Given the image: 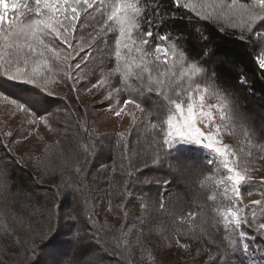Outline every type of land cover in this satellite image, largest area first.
Returning <instances> with one entry per match:
<instances>
[{
	"label": "rangeland",
	"instance_id": "374dc122",
	"mask_svg": "<svg viewBox=\"0 0 264 264\" xmlns=\"http://www.w3.org/2000/svg\"><path fill=\"white\" fill-rule=\"evenodd\" d=\"M184 1L190 4L189 8L192 9V6H194L196 8V12L200 11L202 15L201 17L212 13L211 18L208 19L217 23V25H220L222 28L232 30L244 37L246 36V40H248L257 48V62L258 58L264 57V27H258L257 25L260 24L258 21L257 25H253V30L248 31L244 26V18L234 13L227 7V5L231 4V0ZM112 2H114V0H112ZM25 3L34 9L35 0H20V11L26 10L24 8ZM242 3L255 5L256 0H237L238 5ZM83 7L86 6H78V10ZM107 10L108 12H104L103 14L97 13L92 9H88L87 12L81 11V17L77 23L76 29L74 31L70 30L71 42L74 46H76L80 58L77 62H74V59H71V63L67 60V63L69 62V64L72 65V77H78L83 83L86 81L85 78H87L90 68L86 64L87 61L83 63L81 62V57L88 55L89 59V54L94 53L93 50H88L87 47L91 45L95 35H97L98 39H101L102 33L99 32H102L104 28V20L106 19L107 14L111 11L110 7ZM16 14L17 13L15 11L9 12L10 17H14ZM21 18L29 19L31 18V14L26 10L23 17ZM91 21L93 23H97L94 26H91V31L94 34L83 32V29L87 25H90ZM109 24L115 29L116 25L113 22H109ZM257 33H259V35H257ZM117 38L118 36L114 38V45ZM63 46H66V48H58L61 58L62 55L65 54V50H71L67 45ZM154 46L155 43L150 42V45L146 46V51L154 53ZM80 49H83V51H80ZM123 51L131 57L136 58L138 61V54L135 51H133L131 54L125 51V49H123ZM104 54L105 50L101 45L98 47L97 62L95 66H97L99 63H102V57ZM160 55L161 61H155L154 56H152V58L150 57V59H153L154 61V63L149 66L152 69L153 79H164V77L160 76V73L175 71L176 76L171 78L172 89L168 91V94L173 98H176L175 91L177 90V87L188 88L189 82L187 78L182 81L180 80L181 69L179 68V62L177 63L175 69H171V57H169L168 63H164L163 54ZM73 56L76 58V53H73ZM29 59L31 61L33 57H30ZM35 59L39 60L40 58L35 57ZM76 63H81V69L78 71L74 68ZM67 70V64H63L61 60L57 61L55 59H50V63L47 66L40 67L41 73L46 75L50 80L55 81V83L52 84V88L54 90L53 94L47 96V99L51 100L52 104H54L53 106L57 105V98L63 99L65 101L70 100V95L67 93V88L65 87L68 84L60 81V76H58L59 73L62 72L67 75ZM145 75H147V73H144L142 81L133 77L132 82L141 86H147L148 76L144 77ZM212 79H208L205 76L196 77L193 80V85L195 83H199L201 88L209 86V91L211 92L213 90V81H215ZM0 83H3L2 89L6 91L7 88V90L10 93H14L16 97L27 95L29 91L27 84H22L19 82H15L19 83L17 85L7 82ZM243 83L245 84V82ZM28 86L33 87L31 85ZM105 86L107 88L106 93H103L105 89L104 86L100 87L103 88L101 91H98L99 96L104 94L103 99H100L96 96L94 99H91L92 91H90L89 94V90L84 93L81 89V86L79 85V82L77 81V88L80 96L78 100L82 103V106H92V113H90V116L91 120H96L93 125L95 130L100 133L119 132L123 134L125 138L122 146H127V158L136 160L139 157H148L149 160H147L146 164H151L152 158L160 148L156 143H160L163 137L159 135L158 128L153 129L151 127V123H146L148 114L147 111L150 108H156L158 112L157 116L163 118L165 122L167 115L169 114L166 101L164 100L163 96L156 93V85L153 84L152 88L154 93L151 95V97L146 98V104H142L143 111L136 108L135 105H127L124 109V112L120 116H117L114 111L110 110V107L112 109L119 110L118 105L123 106V101L126 98H123L119 94H115L108 87L107 83ZM215 87L224 97H226V100H221L218 96L209 97L206 95L204 101V110H208V105L225 103L230 105V107L223 108L224 119H221L220 108L212 109L215 123L221 126V133L217 139H219L223 144L230 145L232 149L236 151L237 155L241 158L240 167L242 169L247 167L248 174L251 175L252 179L257 180V182L254 184L255 187H257V190H252L250 188V183L248 184L247 182L242 185V188L246 186L245 190L241 189L242 204L245 206L244 215L247 216L250 225L257 227L258 224L264 223V206L254 205L252 204V201H264V195L261 194L260 190L262 185H264V182H262L264 181V144L262 136H259L256 131L257 124L262 122L260 114L264 119V112L260 105V100H255L254 98L250 97L251 95L246 94L244 100L241 99L242 101L240 102L237 93H232L227 89H225L226 91H222L219 83H216ZM110 92L112 95L109 98ZM183 95L185 96L184 107L186 108V93ZM48 103L49 102L47 100L46 104ZM107 103H109L108 109L104 107V104ZM196 103L199 104L198 99ZM10 104L11 103L8 100L0 97V133H2L6 139H9L6 143V149H8L9 152H7L5 149L6 152L4 151L3 153L0 149V169H2L6 163L12 161L9 159V156L12 155L14 157L18 155L20 157L21 163L28 170L27 172L36 177L34 182L36 185L29 184L27 186H35L36 188L38 187L37 189H40V193H46L48 191L47 189L50 188L58 196V198L52 201L55 204L57 201H59V198L64 196L63 193L67 188H74L73 191L76 192V194L74 193L76 196V201L79 200L81 204H83L84 201L83 197H88L89 199V195L93 196V194L98 190H102L103 192L107 193L109 197L114 199L116 202V199L118 198L120 206L123 207V211L127 213L128 216H130L129 219L125 218L121 214L113 216L112 214H109L108 209H105L103 206H100L98 210L94 209L95 206H89L86 208V212L88 213L87 217H91L90 224L96 228L94 232H101L102 235L104 233L108 241L112 242V244L119 243L120 236L125 232H128L129 235L134 238V240L125 241V243L122 238L123 244H127L128 246H125L126 248L123 250V253H126V259L124 260H126L128 264H189L187 258H192L191 252L194 251L198 253L199 251L205 249L207 256L200 264H208L212 261V259H215L219 249L215 247L214 244L210 245L209 240L207 241L206 239H201V237H199L196 233L191 234V237L187 239L188 233L185 234L183 231L179 233L174 231V238H172L174 243H171L168 248L166 241L167 239H165L166 235L161 234L157 228H159V223L164 222L163 226H167L166 229L171 231V229L168 227L173 224V219L175 216L173 214L170 215L171 210L168 208L165 209L163 207L161 210L156 208L157 205L153 206L154 199H150L152 196L151 191H153L152 186H158L160 182L158 181V177L150 176L149 172L151 170L146 172L142 169L139 171L134 164L129 166L127 175L122 177V180L118 181L119 179L117 178L115 182L111 183L113 179L110 178V171L109 169H105L104 164L102 165L95 163L93 164V167L90 165L88 166V155L85 152L81 153L80 157L77 158L78 153L74 146L69 144L68 147L66 145H63L62 147V144H60L58 140L56 143L53 142L51 139L53 137L50 135L52 130H49V127L42 122L36 123L35 125L31 124V130H29L28 134L24 137L19 139H11V135L8 136L6 133H9L11 129L18 128L21 124H23V122L28 121L30 123V118L19 112L15 105L11 104V106ZM46 104L44 105L45 109H47ZM74 106L75 105H73V107ZM252 108L255 112H253ZM196 111H199V108H196ZM84 113L89 114V110H84ZM60 114L66 115L67 111H62ZM85 115L87 116V114ZM206 123L207 121L198 120L197 126L200 127L202 131L208 132L211 130L215 132V127H205ZM87 124L88 123L85 121V119H83L80 123L82 132H73V134L76 135V140L84 139V135L82 134H86L88 131L85 126ZM148 126L150 127L148 134L135 133L136 127L144 130ZM165 128H167L166 123ZM245 129L251 132V142H249V137H245L244 135ZM95 130L90 132L93 138L97 137L95 135L97 133ZM87 139L91 140L92 138L88 136ZM110 139L111 138L108 140ZM13 143H16V150ZM46 144H48L50 149L43 153V148ZM88 146H90V144ZM197 146L203 149L200 145ZM2 148L4 149V147ZM205 150L206 154H213L212 151L208 149ZM33 153H35L36 156H34ZM248 153H251V155L249 156ZM124 155L126 154H123V156ZM206 159L208 160L209 165H215V161H213V158L210 154L206 155ZM128 163H131V161L128 160ZM158 164L162 165V163ZM180 172L182 177L177 178V180L180 185L183 184V192H181L180 195H177L178 197L180 196L179 201L176 200L177 202L173 203L174 211L180 210L177 209V206L181 207L183 205L185 207L186 201L190 202L192 199V203L201 205V197H203V195L206 196L203 186L198 182V168L196 165L188 166V168L183 169ZM161 173L163 172L161 171ZM227 174V172L224 174V178L226 180ZM167 177L169 178V181L165 182L166 185L162 187V195L160 196L163 200H165V197L169 196V188L175 183L174 178H171L168 175ZM117 181L118 183L116 184ZM226 196L228 197V200L234 202V194L232 192L231 184H229L226 190ZM40 197L35 198L33 193L30 192V188L27 190L25 187L17 188L11 192H7L5 195L3 207H0V210H2V212H4L3 214L5 215L2 217H5L10 226L14 227L21 233L19 243H16L14 239L12 240V238H9V247L7 249L2 248L0 252L1 260L5 259V262L7 260V264H28L29 258L27 252H29L30 248H33V246L44 239H41L37 233H39L41 229H43V231H47L49 227L52 231V221L54 214L51 208V201L41 200ZM183 199H185V203H183ZM60 203L61 204L58 206L59 211H61L62 214L69 215V201ZM228 207H226L223 212H225ZM200 212L201 209L197 207L198 217L200 216ZM185 216L186 217H184V221L188 224L192 223L194 217H189L188 215ZM147 218L150 219L154 225H157L156 228H154L153 225H151L152 228L147 224L145 226L141 225L140 222L145 221ZM108 220H110L111 223H108ZM181 230L182 228L177 229V231ZM145 233L148 234L147 238H145V235H143ZM233 233L236 234V231H233ZM89 237L88 239H84L87 243L89 241ZM177 238L179 239V243H177ZM57 244V249H61L60 252L66 253V251L69 249L68 239L65 236L61 237ZM185 244L188 246H181ZM50 250L51 249H47V253ZM99 250L101 251V249L98 248V251L95 253L98 254ZM48 254H50V252ZM146 257L149 259L151 257L152 258L149 260L145 259ZM109 258L110 257L102 258L104 261L107 260V263L105 262V264H119L116 262L113 263ZM121 258L123 260V257ZM37 264H50V262L46 258L43 260L40 259ZM88 264L96 263H91V261H88Z\"/></svg>",
	"mask_w": 264,
	"mask_h": 264
},
{
	"label": "trees",
	"instance_id": "16d2710c",
	"mask_svg": "<svg viewBox=\"0 0 264 264\" xmlns=\"http://www.w3.org/2000/svg\"><path fill=\"white\" fill-rule=\"evenodd\" d=\"M140 2L141 6L147 9L146 14L142 13L141 15L143 31L151 30L157 35L168 34L172 38L168 42L169 44L178 40L179 47L186 53L187 61L189 63L192 61H198L200 66L207 70V75H205V77L208 79L213 78L212 80H215L213 81V86H215L216 83H219L222 91H226L225 89H227L232 93H237L240 102L242 101L241 99L244 100L246 94L251 95L250 97L255 100H260V105L264 112V69H261L258 65V51L256 46L246 40V36L244 37L232 30L222 28L210 19H204L201 17L202 15L198 16L196 11H193L191 8H184L182 6L177 7L174 4V0H140ZM183 2L187 3L184 0ZM25 11L26 10H22L21 12L24 13ZM106 12H108V10ZM149 20L151 21V24L148 23ZM95 24L97 23H93L91 21L90 25H87L83 29V32L94 34L91 31V26H94ZM139 31L140 30H134V33ZM99 33H102L101 39H98L97 35H95L91 45L87 47L88 50H93L94 53L89 54V59H87L86 64L90 69L87 78H85V83L81 82L78 77L68 78V75H65L64 72L59 73L58 75L60 76V81L68 84L65 87L67 88V93L70 95L71 101H65L57 98V105L53 106L54 104H52V101L47 99L49 105L46 104L47 109L41 114L47 116L50 120V126L48 127L49 130H52L50 132L51 137H53L51 138L52 141L56 143L58 140L60 144H62V147L63 145L68 147L69 144L74 146L78 153L77 158L80 157L81 153L85 152L88 155V166L90 165L93 167V164L95 163L104 164L105 169H109L110 171V178L113 179L112 182L109 181L111 183L115 182L117 178L119 179L118 181L122 180V177L127 175L129 166L134 164L139 171L142 169L146 172L151 170L149 172L150 176L158 177V181L160 182L158 186H152L153 191H151L152 196L150 199H154L153 206L157 205L156 208L162 210L163 208H161V204H163L165 209L168 208L171 210L170 215L173 214L175 216L173 224L168 227L171 231L166 229L167 226H163L164 222L159 223V228H157L161 234L166 235V238H164L167 239L168 248L171 243H174V240L172 239L174 238V231L178 233L182 231L183 233L185 232V234L188 233L187 239L191 237V234L196 233L199 237H201V239H206L207 241L209 240L210 245L214 244L215 247L219 249L215 259H212V261L208 264H264V231L250 225L249 222L241 225L239 231H243L247 234L246 242L249 244V248L245 251L242 245L237 247L234 243L238 240V231L234 234L231 226L225 227L224 225L223 211L226 207L231 206L230 200H228V197L226 196V190L231 183L224 178V174L227 170L223 168L220 158L214 155V153L206 154V150L204 148L201 149L197 145L187 144L180 146L184 149V151L180 153L172 152L166 156L163 151L160 152L162 159L159 163H162V165L153 164L152 162L151 164H146L147 160H149L148 157H139L136 160L127 158L128 149H125V146H122L125 138L123 134L119 132L100 133L95 130L93 125L96 120H91L90 116V113H92V106H82V103L78 100L80 96L78 93L77 81L84 93L89 90V94L90 91H92L91 99H94L95 96L100 99H103L104 97V94H101L100 96L98 94V91H101L103 88L92 87V85L96 84L97 80L101 78L107 79L108 87L115 94H119L126 99L129 94H131L133 97L137 98L139 102H141V105L146 104V98L151 97L154 93V90L152 92H148L146 85L141 86L133 83V77L124 81L119 73L112 72V70L117 67L114 38L119 36V31L116 26L112 32H107L106 29L103 28L102 32ZM151 42L156 43L157 41L154 38ZM53 45L61 49L66 48V46H63L61 42L57 40L53 42ZM101 45L105 50V54L102 57V63L95 66L97 62L98 47ZM70 51L65 50V54H63L61 58L62 63L68 65V70L70 65L69 62L71 63V60L63 59V57ZM121 54L122 56H128L123 49L121 50ZM47 55L49 57L51 56L50 53ZM79 58L80 55H77L74 62H77ZM67 60L69 61L68 63ZM133 71L138 72V69L133 67ZM146 76L148 75H145L144 77ZM164 79H166V77H164ZM6 82L14 85L19 84L13 81ZM243 82H245V84ZM104 87L105 89L103 93H106L107 88L105 85ZM2 88H0V91H5ZM27 88L31 89L32 87L27 85ZM117 89H119V91H116ZM5 92L7 94H11L13 98L16 97L15 94L10 93L7 88ZM73 105L75 106L73 107ZM104 107L108 109L109 103L104 104ZM65 110L67 111L66 115L60 114ZM84 110H89V114L84 113ZM253 112L255 111L253 110ZM147 113L146 123L161 126L158 127L159 135L163 137V130H166L164 119L157 116L158 112L156 108H150ZM85 114H87V116ZM260 117L262 122L257 124L256 133L259 136H262L264 144V119L261 114ZM83 119H85V121L89 124L85 125L88 131L86 134H82L84 135V139L76 140V135H74L73 132H82L80 123ZM30 126L31 123L27 121L23 122V124H21L18 128L11 129V139H19L27 135L29 130H31ZM93 130L97 132L95 134L97 136L96 138H93L90 134ZM149 130V126L144 130L136 127L135 133L148 134ZM88 136L92 139H87ZM109 138L111 139L108 140ZM7 140L9 139H6L3 134L0 133V149L3 153L6 149ZM162 141L160 143H156L158 147H160ZM89 144L90 146H88ZM13 145L16 150V143H13ZM2 147H4V149ZM48 149H50L48 144L44 145L43 153H45ZM6 151L9 152L8 149H6ZM123 154L126 155L123 156ZM208 154L212 156L213 161H215V165H209V162L206 159V155ZM33 155L36 156L35 153H33ZM9 157L12 161L6 163L2 167L7 174V184L9 186L7 192H11L12 190L20 187H25L27 190L30 188V192L33 193L35 198H39L41 195V200L51 201V208L54 214L52 221L53 225L51 224V233L47 229V231H45L47 232V235L44 239L33 246V248H30L29 252H27L29 258L28 264H37L40 259L43 260L46 258L51 264V260L53 259V249L51 246H48V241L55 237L54 245H56L54 248L56 251L60 252L61 249H57V243L58 240L64 236L68 239L69 245V249L66 251L67 257L65 260L70 258L73 260L74 264H76L78 257L81 255L87 257L89 262L91 261V263L96 264H105L107 260L104 261L102 259L103 257H110L109 259L113 263L128 264L127 261L124 260L126 259V253H123L127 244H123L122 238L124 243L125 241H132L134 238L129 235L128 232H125L120 236L119 243L112 244V242L108 241L104 233L102 235L101 232H94L96 228L90 224L91 217H87L88 213L86 212V208L89 206H95V210H98L100 206H103L105 209H108L109 214H112L113 216L121 214L125 218L129 219L130 216L123 211V207L120 206L118 198L116 199L117 203L114 199H111L107 193L102 190H98L93 194V196L89 195V199L88 197H83L84 201L83 204H81L79 200L76 201V192L73 191L74 188H67L63 193L64 196L59 198V201L55 204L52 201L58 198L57 194L50 188L47 189L48 191L46 193H40V189H37L38 187L27 186L29 184H35L34 182L36 177L27 172L28 170L21 163L18 155L14 157L11 155ZM128 160L131 161V163H128ZM194 165L198 168V182L203 186L206 196L203 195V197H201V205L192 203V199L190 202L186 201L185 207L183 205L181 207L177 206V209L180 210L174 211L173 203L179 201L180 196L178 197L177 195H180V193L183 192V184L180 185L177 180V178L182 177L180 171L188 168V166ZM161 171L163 173H161ZM167 175L174 178L175 183L169 188V196L165 197V200H163L160 196L162 195V187L166 185V181H169ZM2 182L3 177H0V183ZM256 182L257 180L252 179L247 183H250V188L252 190H257V187L254 185ZM245 188L246 186L243 188L241 187V189L244 190ZM260 190L261 194L264 195V185H262ZM7 192L0 191V207H3V200L5 199ZM184 200L185 199H183V203H185ZM64 201H69V215L62 214L61 211H59L58 206L61 204L60 202ZM197 207L201 209L199 217ZM3 213L4 212L0 210V252L2 248L7 249L9 247V238H12V240L14 239L16 243H19V238H21V233L14 227L10 226L5 217H2L5 216ZM188 213H197V215L193 218L192 223L188 224L184 220L179 223L176 222L180 217H186L185 215ZM108 223H111L110 220H108ZM140 223L142 226H145L146 224L150 225L149 227L153 225L154 228L157 226L154 225L148 218ZM177 227L182 228V230L177 231ZM143 235H145V238L148 236L147 233ZM76 236H78V239H75ZM88 237L89 241L87 243L84 239H88ZM74 245L76 253L75 256L73 255ZM98 248H100L101 251L99 250V253L96 254L95 252L98 251ZM47 249H51L48 251L50 254L47 253ZM191 254L192 258H187L189 264H200L207 256L206 249L199 251L198 253L193 251ZM121 257H123V260ZM145 259L149 258L146 257ZM2 260L0 256V264H7V260L6 262L5 259L3 261Z\"/></svg>",
	"mask_w": 264,
	"mask_h": 264
},
{
	"label": "snow or ice",
	"instance_id": "6c2138e0",
	"mask_svg": "<svg viewBox=\"0 0 264 264\" xmlns=\"http://www.w3.org/2000/svg\"><path fill=\"white\" fill-rule=\"evenodd\" d=\"M177 7L189 8V3H184L183 0H174ZM78 6H86L78 10ZM95 6V7H94ZM258 6V7H257ZM110 7L111 11L107 14L104 20L103 27L107 32H112L114 29L109 24L113 22L119 31V36L115 41V59L117 67L112 70L114 73H119L124 81L134 77L137 80H143L144 73L148 75V92H152V85L155 84V91L158 95L163 96L168 105V115L165 121L167 128L163 130V141L152 158L153 164H158L162 159L160 151H163L167 156L169 153H180L184 149L180 146L187 144L200 145L204 149L212 151L227 170V180L231 183L232 192L234 194V202L223 213V222L225 227L231 226L233 231L240 229L241 225L248 223V218L244 215V207L242 204L241 187L245 182L251 181L252 177L248 174L247 167H240L241 158L236 151L228 144H223L217 137L221 133V126L215 123L212 109H221V119H224L223 108L230 107L229 104L208 105V110H204V101L206 95L218 96L221 100H226L219 90L212 86L213 90L209 91V86L201 88L199 83L193 85V80L196 77L207 75V70L200 66L198 61L188 62L186 53L179 47L178 40L173 41L168 34L157 35L151 30L143 31L141 15L146 14L147 9L141 6L140 0H35L34 9L27 3L24 8L31 14V18L22 19L24 13L20 11V0H0V82L13 81L22 84L33 86L29 89L27 95L12 97L5 91H0V97L8 100L16 109L30 118V123L35 125L42 122L50 126V120L47 116L41 113L45 112L44 105L47 102V96L53 94L52 84L54 80H50L46 75L41 73L40 67L47 66L50 59L57 61L61 60L60 52L57 47L53 46L55 40H59L63 45H67L70 52H67L63 59H75L73 53L79 55L76 46L70 39V30L74 31L81 17V11L87 12L92 9L97 13L103 14ZM227 7L234 13L244 18V26L248 31L253 30V25L264 27V0H256L255 5L247 3L237 4V0H231V4ZM192 10L196 8L192 6ZM10 11H15L17 14L14 17L9 16ZM198 16L201 15L197 11ZM212 13L203 18H211ZM151 24V21H148ZM134 30H140L134 33ZM259 35V33H257ZM156 39L154 53L146 51V46L150 45L153 39ZM127 50L129 54L135 51L138 54V61L130 55L122 56L121 49ZM83 51V49H80ZM51 54L49 57L47 54ZM163 54V62L168 63L171 57L170 68L175 69L179 62L180 80L187 78L189 82L188 88L177 87L175 97L168 94L172 89V79L176 76L175 71H167L160 73L161 77L167 79H153L152 69L149 67L154 63L150 57L154 56L155 61H161ZM30 57L33 59L30 61ZM35 57H39L37 60ZM88 55L81 57V62H86ZM258 65L264 69V57L258 58ZM133 67L140 71L134 72ZM74 68L78 71L81 69V63H76ZM111 74V73H110ZM68 78H72V65H69ZM211 79V78H210ZM107 83L106 78L97 80L93 84V88L102 87ZM3 83H0V88ZM116 91H119L117 89ZM186 93L187 106L184 107ZM112 93H109V98ZM197 99L199 104L196 103ZM127 105H135L136 108L143 111L141 102L137 98L129 94L128 98L123 101V106H119V110L112 109L117 116H120ZM199 108V111H196ZM198 120L207 121L205 127H215L213 131H202L197 126ZM153 129H157V124H152ZM10 136L12 133H6ZM245 137H251V132L244 130ZM127 146H125L126 148ZM250 156L251 153H248ZM171 166V165H170ZM79 170V169H78ZM0 177H3V182L0 183V191L7 192V174L3 169H0ZM264 182V181H262ZM254 205L264 206V201H252ZM163 208V204H161ZM189 217H195L197 213H188ZM74 219V218H73ZM184 217H180L176 222H182ZM258 229L264 231V223L257 225ZM48 231H51L49 227ZM43 239L47 232L41 231L37 233ZM247 234L243 231H238V240L234 242L237 247L241 246L246 251L249 244L246 242ZM78 239V236L75 237ZM55 237L48 241V246H51L53 251V259L51 264H74L72 259H67L66 253L58 252L54 248ZM177 243L179 239L177 238ZM187 247L188 245H181ZM73 255L75 256V245ZM88 264L87 257L81 255L78 257L76 264Z\"/></svg>",
	"mask_w": 264,
	"mask_h": 264
}]
</instances>
